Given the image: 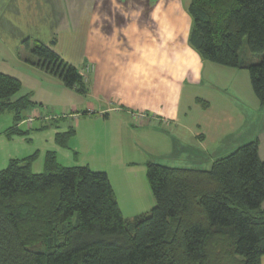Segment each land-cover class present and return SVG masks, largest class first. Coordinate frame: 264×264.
I'll return each mask as SVG.
<instances>
[{"label": "crops", "instance_id": "0c3cea01", "mask_svg": "<svg viewBox=\"0 0 264 264\" xmlns=\"http://www.w3.org/2000/svg\"><path fill=\"white\" fill-rule=\"evenodd\" d=\"M190 3L0 0V74L21 85L12 101L27 98L32 104L17 125L13 114L0 116V171L11 161L35 157L31 172L40 175L46 156L53 154L61 167L105 173L123 219L130 222L156 205L147 163L209 171L216 161L254 141L264 162V106L247 71L205 61L191 46ZM178 9L185 13L180 23ZM186 14L189 31L180 27L186 38L180 37L178 52L171 49L178 41L172 35L178 24H185ZM27 40L73 66L87 94L79 96L26 63ZM174 63L179 68L168 65ZM260 112V129L250 135ZM28 118H34L30 125L24 123ZM35 124L36 132L23 137L21 128L31 132ZM71 131L66 146L59 145L57 136ZM162 159L188 167L161 164Z\"/></svg>", "mask_w": 264, "mask_h": 264}, {"label": "trees", "instance_id": "16d2710c", "mask_svg": "<svg viewBox=\"0 0 264 264\" xmlns=\"http://www.w3.org/2000/svg\"><path fill=\"white\" fill-rule=\"evenodd\" d=\"M190 44L210 63L247 71L264 106V0H191ZM244 40L255 64L240 61ZM25 62L85 95L78 71L49 48L27 41ZM20 83L0 74V116L14 124L32 106L12 101ZM14 134L19 132L15 131ZM73 135L57 136L63 147ZM258 141L209 171L147 163L156 205L125 221L105 173L64 168L53 154L34 175L35 157L0 171V264H261L264 256V162Z\"/></svg>", "mask_w": 264, "mask_h": 264}, {"label": "rangeland", "instance_id": "374dc122", "mask_svg": "<svg viewBox=\"0 0 264 264\" xmlns=\"http://www.w3.org/2000/svg\"><path fill=\"white\" fill-rule=\"evenodd\" d=\"M135 3V2H134ZM131 4H132V0H131ZM178 11H179V13H177V16H178V22L180 23V20L182 21V18H181V13L182 14H185V13H183V11H181V9H178ZM186 16V22H185V24H182V25H180L179 26V24H178V27L179 28H176L175 30H174V32H173V35H172V33H171V35H172V37L174 38V39H178V41H174L175 42V44L172 46V48L171 49H176V51H178V52H180L181 51V47H180V45H182L181 43H180V37H181V39L183 40L184 38H186V36H185V33H186V31L185 30H187V32L189 31L188 29H189V19H190V17H189V15H185ZM180 27H185V30L183 31H181V30H179L180 29ZM185 36V37H184ZM184 37V38H183ZM149 54H150V52H148ZM175 55H177V53L175 54ZM25 56H26V58L25 59H27V57H28V59L29 60H33V58L30 56V55H26L25 54ZM24 56V57H25ZM239 58H240V61L242 62V63H245V64H255V63H257L258 62V59L256 58V57H253L250 53H249V51H248V48H247V41L246 40H244V42H243V46H242V48H241V50H240V52H239ZM24 59V60H25ZM71 59V61L72 62H75V58H70ZM35 60V59H34ZM159 65H162V64H159ZM166 65V64H165ZM168 65H173V66H177L178 68H179V63H174V64H168ZM181 69H179L178 71H180ZM179 77H181V76H178L177 75V78H179ZM85 84V83H84ZM86 94H87V85H86ZM85 94V95H86ZM79 96H82V97H84V95H80V94H78ZM254 122H255V129L254 130H252V131H250V135H252L251 133L252 132H255V131H257L258 129H260V126L259 125H261V123H262V121H261V112L260 113H257V114H255V116H254V120H253ZM38 125H40V124H38ZM35 127H36V124H35V126H34V130L33 131H27V129H26V127H22L21 128V131L23 132V137H27L28 138V134L29 135H31L32 133H34V132H36V130H35ZM241 132H243V131H241ZM158 161V160H157ZM159 162H161V164H166V165H171V166H173V167H188V164H181V162H179L180 164H171V163H178V162H169V161H167V160H159ZM182 163H184V161H182ZM208 169V168H207Z\"/></svg>", "mask_w": 264, "mask_h": 264}, {"label": "built area", "instance_id": "2783aa9c", "mask_svg": "<svg viewBox=\"0 0 264 264\" xmlns=\"http://www.w3.org/2000/svg\"><path fill=\"white\" fill-rule=\"evenodd\" d=\"M49 118H52V117L49 116L48 119ZM139 118L142 119V116H139ZM33 121H34V118H28L27 120H25L24 123H27L28 125H30Z\"/></svg>", "mask_w": 264, "mask_h": 264}]
</instances>
